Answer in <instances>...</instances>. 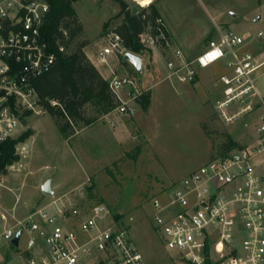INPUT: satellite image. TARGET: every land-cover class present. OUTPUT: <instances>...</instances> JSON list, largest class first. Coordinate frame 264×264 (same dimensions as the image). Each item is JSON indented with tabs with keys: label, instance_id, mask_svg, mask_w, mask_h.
<instances>
[{
	"label": "built area",
	"instance_id": "2783aa9c",
	"mask_svg": "<svg viewBox=\"0 0 264 264\" xmlns=\"http://www.w3.org/2000/svg\"><path fill=\"white\" fill-rule=\"evenodd\" d=\"M49 11L48 0H0V144L21 136L16 133L27 113H40L33 82L56 61L42 36ZM158 23L166 27L162 19ZM217 32L218 38L210 40L194 59L177 51L176 59L168 63L169 78L193 84L200 69L225 60L228 72L219 79L224 98L217 111L231 123L242 114L262 110L255 137L250 144L214 156L164 199L154 198L153 227L183 264H264V97L257 85L264 78V47L260 45L264 32L238 35L218 27ZM103 40L100 59L119 102L114 112L134 116L135 105L149 90L140 87L136 76L121 73L114 61L126 58L141 70L143 58L139 57L138 68L119 34L111 33ZM161 40H165L161 29L157 38L142 36L147 49L157 47ZM90 182L88 178L87 187ZM85 194L86 189L52 195L13 226L2 213L0 264H145L129 231L113 217V225L103 224L111 212L103 203L88 204ZM20 230L16 248L12 240Z\"/></svg>",
	"mask_w": 264,
	"mask_h": 264
},
{
	"label": "rangeland",
	"instance_id": "374dc122",
	"mask_svg": "<svg viewBox=\"0 0 264 264\" xmlns=\"http://www.w3.org/2000/svg\"><path fill=\"white\" fill-rule=\"evenodd\" d=\"M150 1L124 0L131 14H137L142 10L140 5L145 7ZM157 6L171 31L169 43L173 49L188 40L195 43L192 51L195 55L205 49L210 36L218 38L217 27L238 35L264 32V12L257 0H159ZM74 9L83 32L72 48L89 42L91 49L98 51L104 45L103 39L124 20L122 8L115 0H79ZM260 16L262 20L257 21ZM147 55L143 57L141 70L128 62L124 68L121 62L126 58L114 61L121 73L136 76L141 88L151 87L154 98L150 111L141 104L135 105L136 126L129 120L132 116L113 111L108 118L101 117L91 130L82 127L76 136L66 140L52 116L42 108H37L40 113L25 117L16 135L29 130L33 135L17 145L20 161L9 166L6 173L0 171V216L2 213L8 216L10 226L25 220L35 207L51 199L52 196L43 192L47 183L58 197L86 189L88 204L103 203L111 212L112 216L105 218L103 224L113 225L115 220L127 229L145 264H183L165 247L153 227L152 200L164 199L190 172L214 156L228 152L227 137L236 147L240 143L250 144L262 110L257 108L226 123L214 105H207L210 97L205 88V80L219 81L228 72L226 65H218L201 78L193 91L191 84H181L176 79L162 80L164 76L154 71L156 64ZM169 59H162L160 67ZM257 85L264 97V78L258 79ZM218 97L223 100V93ZM85 115H94L92 107L86 108ZM204 115L211 116L205 123ZM120 118L124 120L121 122ZM88 178L90 187L86 185ZM116 215L119 220L115 219ZM3 229L0 219V234ZM25 240L26 235L23 244Z\"/></svg>",
	"mask_w": 264,
	"mask_h": 264
},
{
	"label": "trees",
	"instance_id": "16d2710c",
	"mask_svg": "<svg viewBox=\"0 0 264 264\" xmlns=\"http://www.w3.org/2000/svg\"><path fill=\"white\" fill-rule=\"evenodd\" d=\"M50 11L42 27V36L49 43L56 61L52 69L39 76L33 82L38 94V104L43 111L52 116L66 140L71 139L82 127L97 123L101 117L115 111L119 102L112 93L106 80L85 53L90 44L81 42L72 48L74 40L83 32V25L74 9L79 0H48ZM122 8V24L113 33L119 34L123 46L131 54L144 55L150 52L142 36L157 38L159 29L164 32L165 40L158 46L165 47L170 35L165 26L158 23L161 15L156 5L142 8L137 14H131L124 0H115ZM122 61V59H121ZM126 68L127 62H121ZM151 102L150 93L143 96L141 106L148 110ZM94 110L93 116H86V108ZM32 112L26 115H32ZM79 128V129H78ZM33 135L29 130L18 139L0 144V171L20 161L16 152L18 144L24 143ZM236 147V143L227 137L226 150ZM116 215L115 219L119 220Z\"/></svg>",
	"mask_w": 264,
	"mask_h": 264
},
{
	"label": "crops",
	"instance_id": "0c3cea01",
	"mask_svg": "<svg viewBox=\"0 0 264 264\" xmlns=\"http://www.w3.org/2000/svg\"><path fill=\"white\" fill-rule=\"evenodd\" d=\"M158 3H159V0H151L150 1V3L149 4H147V6H149V5H151V4H154V5H156V7L158 8ZM257 3L260 5V8H261V11H263L264 12V0H257ZM142 8H145V7H147V6H142V5H140ZM158 11H159V8H158ZM159 13H160V15H162L161 14V12L159 11ZM259 20H262V16H260L258 19H257V21H259ZM165 25H166V27H167V31H168V33H169V35H170V41L172 40V34H171V31L168 29V26H167V24H166V22H165ZM259 32V31H258ZM247 33H257V32H255V31H248ZM247 33H245V34H247ZM213 39H216L215 37H214V35H212V36H210L209 38H208V41H207V45H208V43H209V41L210 40H213ZM264 42V40H262L261 42H260V45H262V43ZM171 43V42H170ZM169 43V41L167 42V45L165 46V47H163V48H161V47H159V46H157L156 48H152V49H149L150 50V52L149 53H147L148 55H147V58H150V60L153 62V64L155 65L156 64V67L154 68L155 70L154 71H156L160 76H164L163 77V79L162 80H166V79H170L169 78V76H170V70H169V68H168V63L170 62V61H174L175 59H176V57H175V54H176V52L177 51H181L182 53H183V55L187 58V59H189V60H191V59H194V58H196L201 52H203L204 50H202V51H200L199 53H197V55H195V53H193L192 51L194 50L193 49V47H194V42H188V40L185 42V43H183L179 48H177V49H173V44L171 43L170 44ZM207 45H206V47H207ZM263 46V45H262ZM205 47V48H206ZM103 48V47H102ZM102 48H100L98 51H95V50H93V49H91V45L89 44L86 48H85V53H86V55L88 56V58L90 59V61L95 65V67L99 70V72L102 74V76L107 80V78H108V73H107V71L105 70V68L103 67V62H102V60L100 59V52L102 51ZM166 48H168V49H166ZM247 49H249V50H256V47H249V48H247ZM168 50V51H167ZM146 57V54H144V55H142L141 57L143 58V57ZM192 57V58H191ZM154 58H156L155 60H154ZM168 59V58H170L169 59V61L167 62V64H165V65H163V67L161 68L160 67V65L159 64H163V62H162V59ZM191 58V59H190ZM143 60H144V58H143ZM154 60V61H153ZM156 61V62H155ZM223 66V65H226V63H217V64H215V65H213V66H211V67H209V68H207V69H200L199 71H198V77H197V80H196V82L195 83H193V84H191L192 86L190 87V89H192L193 91H194V87H195V84H197V83H199V81L201 80V78H205L210 72H213V69H215L217 66ZM174 79H176L175 77H173L172 79H170V80H174ZM177 80V79H176ZM178 81V80H177ZM179 82V81H178ZM180 83V82H179ZM221 84H220V82L219 81H216V82H213V83H211V82H209V81H207V80H205V88H206V91L208 92V95H209V97H210V99L208 100V104L207 105H214L215 106V109L217 108V104L220 102V100L222 99H220L218 96L219 95H222V93H223V87L220 89L219 88V86H220ZM143 89H148L149 90V93H150V97H151V102H150V105H149V111H150V108H151V106H152V102H153V98H154V96H153V93H152V90H151V87H147V88H143ZM224 95V94H223ZM222 101V100H221ZM204 105H205V103H203ZM206 106V105H205ZM147 111V110H146ZM215 111V110H214ZM214 113V112H213ZM204 114H205V112H204ZM261 114V113H260ZM205 117V119H203V123H205V122H207L210 118H211V116H209V115H204ZM208 116V117H207ZM107 117V116H106ZM108 118V117H107ZM124 118V117H123ZM123 118H120V121L122 122L124 119ZM259 119H260V116H259ZM129 120H131V122L132 123H134L133 122V120H134V116H132V119H129ZM202 123V124H203ZM96 124V123H95ZM135 124V123H134ZM94 125V124H93ZM93 125H91V126H88V127H86V128H90V130H91V128H92V126ZM135 126H136V124H135ZM78 134V133H77ZM76 134V135H77ZM75 135V136H76ZM253 142V141H252ZM242 145H245V144H242V143H240L239 144V147L240 146H242ZM191 173V172H190ZM189 173V174H190ZM52 191V190H51ZM53 195V194H52Z\"/></svg>",
	"mask_w": 264,
	"mask_h": 264
},
{
	"label": "water",
	"instance_id": "95a60500",
	"mask_svg": "<svg viewBox=\"0 0 264 264\" xmlns=\"http://www.w3.org/2000/svg\"><path fill=\"white\" fill-rule=\"evenodd\" d=\"M130 59L136 64V66L138 68H140V58L135 56V55H132L130 54ZM43 192L44 194L46 195H50L52 196V191H51V188H50V183H47L44 187H43ZM21 236H22V230H20L16 236L14 237V239L12 240V244L17 248L19 247V242H20V239H21Z\"/></svg>",
	"mask_w": 264,
	"mask_h": 264
}]
</instances>
